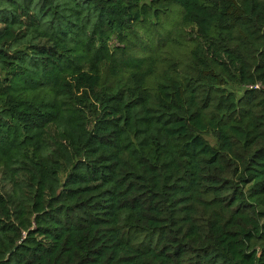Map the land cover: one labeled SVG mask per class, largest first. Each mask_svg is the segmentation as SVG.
Masks as SVG:
<instances>
[{
	"label": "trees",
	"instance_id": "obj_1",
	"mask_svg": "<svg viewBox=\"0 0 264 264\" xmlns=\"http://www.w3.org/2000/svg\"><path fill=\"white\" fill-rule=\"evenodd\" d=\"M0 264H264V0H0Z\"/></svg>",
	"mask_w": 264,
	"mask_h": 264
},
{
	"label": "rangeland",
	"instance_id": "obj_2",
	"mask_svg": "<svg viewBox=\"0 0 264 264\" xmlns=\"http://www.w3.org/2000/svg\"><path fill=\"white\" fill-rule=\"evenodd\" d=\"M162 18L161 25L138 23L133 29L127 31L123 42L114 44L115 47L125 48L126 57L120 52L116 53V57L143 59L155 51V57L158 60L157 75L169 66L179 69L186 46L177 37L180 29L177 23L178 15L172 9L162 15Z\"/></svg>",
	"mask_w": 264,
	"mask_h": 264
},
{
	"label": "built area",
	"instance_id": "obj_3",
	"mask_svg": "<svg viewBox=\"0 0 264 264\" xmlns=\"http://www.w3.org/2000/svg\"><path fill=\"white\" fill-rule=\"evenodd\" d=\"M254 88L258 89L259 87L258 86H255Z\"/></svg>",
	"mask_w": 264,
	"mask_h": 264
}]
</instances>
